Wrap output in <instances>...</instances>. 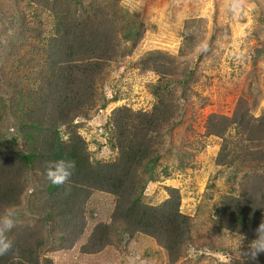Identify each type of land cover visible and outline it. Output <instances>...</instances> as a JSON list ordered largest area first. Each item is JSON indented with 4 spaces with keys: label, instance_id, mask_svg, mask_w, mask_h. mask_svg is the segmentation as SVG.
<instances>
[{
    "label": "trees",
    "instance_id": "obj_1",
    "mask_svg": "<svg viewBox=\"0 0 264 264\" xmlns=\"http://www.w3.org/2000/svg\"><path fill=\"white\" fill-rule=\"evenodd\" d=\"M122 1L25 0L35 12V37L13 46L0 70V86L10 89L0 92V211L14 207L19 214L8 234L13 251L0 257V264H21L15 252L22 264H57L46 255L64 250L96 260L137 241L153 246L142 253V264H178L191 246L192 225L180 211L178 191L168 189L169 197L158 206L149 205L143 194L157 181L160 159L170 152L167 138L185 119L191 100L187 83L196 68L187 66L178 77L157 64L159 53L143 55L134 65L141 74L159 77L147 85L155 99L151 108L114 109L104 123L105 151L102 146L91 151L79 133L117 100L118 93L109 101L106 97L111 64L138 49L143 24L137 17L134 28ZM193 57L201 60L192 54L183 62L189 65ZM249 107L241 98L231 117L211 114L204 126L205 137L219 141L216 164L235 167L244 177L242 196L228 198L218 210L223 235L241 241L238 250L224 249L228 256L249 246L264 223V106L257 117ZM61 159L74 164L72 176L54 186L45 178L46 167ZM27 201L28 216L22 213ZM50 237L63 249L49 244ZM242 253L231 264H264V253L248 261Z\"/></svg>",
    "mask_w": 264,
    "mask_h": 264
},
{
    "label": "rangeland",
    "instance_id": "obj_2",
    "mask_svg": "<svg viewBox=\"0 0 264 264\" xmlns=\"http://www.w3.org/2000/svg\"><path fill=\"white\" fill-rule=\"evenodd\" d=\"M234 5L236 11H232ZM120 6L127 19L134 20V28L137 17L142 21L138 49L131 58L111 64L110 82L105 87L107 101L114 93L121 96L117 94V100L109 103L102 114L85 122L79 133L91 151L99 146L105 151L109 136L103 134L104 123L114 109L123 106L134 111H148L151 108L155 99L147 85L156 83L159 77L154 73L141 74L134 65L143 55L159 53L161 58L155 60L157 64L174 71L178 77L187 72V66L196 68L193 80L187 83L191 100L186 104L185 119L167 138L172 147L160 159L157 181L146 186L144 200L151 206H158L169 197L168 189L178 191L180 211L192 225L191 246L178 264H225L226 258L232 260L241 252L248 261L247 244L229 256L223 253L228 245L231 250L237 249L238 241L235 240L239 239L229 242V236L223 235V223L218 216L225 200L242 196L243 172L236 173L235 167L216 164L219 141L205 137L204 126L211 114L231 117L241 98L250 105L249 113L254 117L264 106V47L261 48L264 0H123ZM34 13L28 10L25 0H0V70L13 46L20 44L22 39L35 37ZM44 32L42 30V34ZM192 54L201 60L193 57V62L187 65L183 61ZM8 90L0 86V92ZM182 146L186 149L184 153L178 151ZM110 159L112 157H104V160ZM24 206L22 213L28 216L30 203L27 201ZM53 235L55 237L56 233ZM54 237H50L49 244L54 242L55 248L63 249L58 248L59 240ZM151 249L153 246L149 242L137 241L133 246L129 243L118 245L114 254L96 260L83 258L77 250L48 253L46 257L57 264H142V253ZM214 253H218L217 256ZM143 264L165 263L144 261Z\"/></svg>",
    "mask_w": 264,
    "mask_h": 264
},
{
    "label": "clouds",
    "instance_id": "obj_3",
    "mask_svg": "<svg viewBox=\"0 0 264 264\" xmlns=\"http://www.w3.org/2000/svg\"><path fill=\"white\" fill-rule=\"evenodd\" d=\"M232 11H236L235 5L233 6ZM198 47L202 48L203 45H199ZM73 168L74 164L70 161L63 159L50 161L46 167L45 178L54 186L64 185L70 180ZM18 217L19 214L14 207H7L3 211H0V257L13 251V242L9 239L8 234L16 227ZM228 239L231 243L235 240V237L229 235ZM240 245L241 241H238L237 250ZM259 253H264V223H261L257 228L256 238L251 241L249 245V252L245 253V255H249L251 259L254 260ZM14 259L22 264L21 257L18 252L14 253ZM225 264H231V259L226 258Z\"/></svg>",
    "mask_w": 264,
    "mask_h": 264
}]
</instances>
